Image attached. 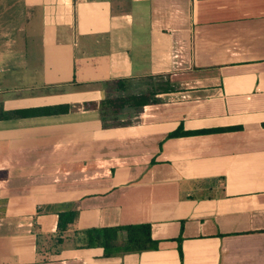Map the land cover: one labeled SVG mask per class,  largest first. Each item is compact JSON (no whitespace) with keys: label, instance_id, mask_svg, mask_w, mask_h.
Instances as JSON below:
<instances>
[{"label":"crops","instance_id":"1","mask_svg":"<svg viewBox=\"0 0 264 264\" xmlns=\"http://www.w3.org/2000/svg\"><path fill=\"white\" fill-rule=\"evenodd\" d=\"M0 264H264V0H0Z\"/></svg>","mask_w":264,"mask_h":264},{"label":"trees","instance_id":"2","mask_svg":"<svg viewBox=\"0 0 264 264\" xmlns=\"http://www.w3.org/2000/svg\"><path fill=\"white\" fill-rule=\"evenodd\" d=\"M121 87H124L123 85ZM154 93L148 95L142 94L139 96H133L126 99V102H120L119 106H123L129 103L130 106L140 110L147 104L157 103L158 98L154 97ZM114 101L108 98L104 99L103 105L111 107L115 105ZM106 118H104V127L110 125L107 124V116L110 117L107 109ZM117 115V110L115 111ZM113 116V115H112ZM111 125H114L112 122ZM181 132L170 133V136H177ZM78 213L76 211H69L59 214L58 231L63 232L69 228V225L75 221ZM60 241V240H59ZM77 241L81 242L82 247H101L104 250V257H112L117 255H124L126 253L140 252L149 249L154 244V240L151 235L150 224H133L125 226L114 227H92L81 232ZM179 252L181 253V247L179 246Z\"/></svg>","mask_w":264,"mask_h":264},{"label":"rangeland","instance_id":"3","mask_svg":"<svg viewBox=\"0 0 264 264\" xmlns=\"http://www.w3.org/2000/svg\"><path fill=\"white\" fill-rule=\"evenodd\" d=\"M123 89V90H122ZM122 89H115L114 87L112 88V90H110L108 93H109V96H108V99L109 100H112L115 102V105L112 104V106L109 108V114H113L114 113V116H110L109 117V121L108 122H113L115 123V121H117L116 123H127V122H130L132 121L133 119H131L130 117H127V114H129L130 112H138L139 110L130 106L129 103H126L123 106H119V103L120 102H126L125 100L130 98V97H133V96H139V95H142V94H150V93H154L155 90H150V91H147V92H144V93H137L136 95H134L133 91L131 89H125V88H122ZM112 102V103H114ZM117 110V115L115 113V111ZM131 114V113H130ZM120 115L124 116L122 117L123 119L121 120L120 118ZM121 120V121H120ZM136 121V120H135Z\"/></svg>","mask_w":264,"mask_h":264}]
</instances>
